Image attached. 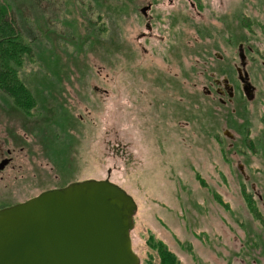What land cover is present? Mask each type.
Here are the masks:
<instances>
[{
  "label": "rangeland",
  "instance_id": "rangeland-1",
  "mask_svg": "<svg viewBox=\"0 0 264 264\" xmlns=\"http://www.w3.org/2000/svg\"><path fill=\"white\" fill-rule=\"evenodd\" d=\"M42 6L45 49L24 56L17 73L36 98L30 114L0 87V161L10 158L0 170V208L108 177L136 203L130 238L139 264H162L161 248L179 264H264V0ZM231 13L251 48L255 91L248 101L240 88L221 105L205 94L213 90L208 74L219 69L239 86L225 67L232 54L238 61L237 46H209V56L225 60L204 63L203 29ZM244 18L253 22L249 32Z\"/></svg>",
  "mask_w": 264,
  "mask_h": 264
},
{
  "label": "water",
  "instance_id": "water-1",
  "mask_svg": "<svg viewBox=\"0 0 264 264\" xmlns=\"http://www.w3.org/2000/svg\"><path fill=\"white\" fill-rule=\"evenodd\" d=\"M250 89L243 83L248 100ZM136 209L108 177L43 190L0 208V264H139L130 238Z\"/></svg>",
  "mask_w": 264,
  "mask_h": 264
},
{
  "label": "trees",
  "instance_id": "trees-1",
  "mask_svg": "<svg viewBox=\"0 0 264 264\" xmlns=\"http://www.w3.org/2000/svg\"><path fill=\"white\" fill-rule=\"evenodd\" d=\"M43 0H0V87L7 97L13 96L20 111L30 114L29 110L36 105V98L27 90L18 78V67L23 63L22 58L29 57L35 49L41 53L45 37L47 12L42 6ZM38 32V33H36ZM49 124H52L49 121ZM255 215L259 216L253 200L247 197ZM162 264H179L173 254L161 248Z\"/></svg>",
  "mask_w": 264,
  "mask_h": 264
},
{
  "label": "flooded vegetation",
  "instance_id": "flooded-vegetation-1",
  "mask_svg": "<svg viewBox=\"0 0 264 264\" xmlns=\"http://www.w3.org/2000/svg\"><path fill=\"white\" fill-rule=\"evenodd\" d=\"M204 6V5H203ZM145 7H147L145 14L142 13L143 16H146L148 11L152 8V3L149 2ZM197 6L193 5V2H191V8H196ZM205 7V6H204ZM202 7L201 9H203ZM237 13V12H236ZM236 13H231V15H227L224 17H217L215 19L211 18L212 20L208 21L204 25V34H203V40L206 42L204 43V57L206 58L204 63H207V59H212L211 62L215 67H220L218 62L224 61L225 57L223 54L219 52H212L211 55L209 56V46H215V47H222L224 45L230 46H237V52L236 56L238 58V61H234L233 59L235 58L234 54L231 55L232 61H228L225 63V67H233L235 70V76L237 78V81H239V86L233 84L231 81L233 80L232 76L223 74V75H217V72H219V69H215V71L209 72L210 77V82L212 83V88L211 90L209 87L205 88V94L206 95H211L213 92L216 93L218 96V101L220 102L221 105H226L230 103L236 96L237 91L241 88L243 83L244 84H250L251 89L250 92L253 94L254 97V91H255V86L251 83L249 74L246 70V65L248 63V55L247 51L251 50L250 46H245V42H240L238 39V36L235 31H237L238 27H240V17ZM253 27V22L250 21V19L244 18L243 20V26L242 28L247 29L248 32L251 30ZM146 28H150V23H146ZM246 30V31H247ZM227 34L226 39L224 40L223 35ZM209 41V42H208ZM226 42V44H225ZM213 49V48H212ZM240 54L243 55V63L244 65L241 66V59H240ZM228 59V58H227ZM224 66V65H223ZM240 68V72H239ZM221 70V69H220ZM246 72V74H245ZM244 80V82L241 80ZM243 92V90H242ZM243 95L245 96L244 92ZM247 99V97L245 96ZM253 99V98H252ZM251 99V100H252ZM248 100V99H247ZM248 100V101H251ZM229 139H233V134H228ZM7 153L9 154L10 151L7 150ZM10 161V158H9Z\"/></svg>",
  "mask_w": 264,
  "mask_h": 264
}]
</instances>
